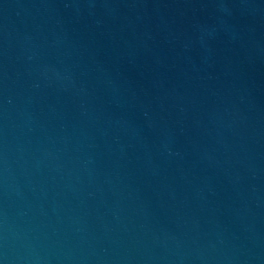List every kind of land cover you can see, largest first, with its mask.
Masks as SVG:
<instances>
[{
	"label": "water",
	"instance_id": "water-1",
	"mask_svg": "<svg viewBox=\"0 0 264 264\" xmlns=\"http://www.w3.org/2000/svg\"><path fill=\"white\" fill-rule=\"evenodd\" d=\"M0 264H264V0H0Z\"/></svg>",
	"mask_w": 264,
	"mask_h": 264
}]
</instances>
